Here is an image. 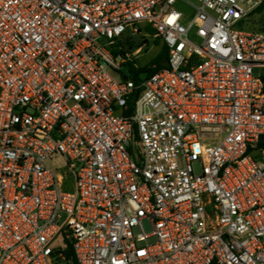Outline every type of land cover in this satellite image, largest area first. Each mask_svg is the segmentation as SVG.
<instances>
[{
  "label": "built area",
  "instance_id": "2783aa9c",
  "mask_svg": "<svg viewBox=\"0 0 264 264\" xmlns=\"http://www.w3.org/2000/svg\"><path fill=\"white\" fill-rule=\"evenodd\" d=\"M263 4L0 0V264H264Z\"/></svg>",
  "mask_w": 264,
  "mask_h": 264
},
{
  "label": "rangeland",
  "instance_id": "374dc122",
  "mask_svg": "<svg viewBox=\"0 0 264 264\" xmlns=\"http://www.w3.org/2000/svg\"><path fill=\"white\" fill-rule=\"evenodd\" d=\"M178 9L184 14L191 15L192 9L186 5L178 4ZM238 29L241 31L251 32V31H262L264 29V9L261 11H256L251 14L248 20L238 26ZM151 31V30H148ZM146 32L147 34H143L141 37L137 38L139 43L144 41H148V45L142 55L136 59V66L140 68H146L147 66H152L155 62L158 55H160L164 50V44L162 40L155 39L151 35V32ZM134 64L131 66H125L122 68V72L124 74H132L134 73ZM256 74H261L263 71L256 70ZM111 75L114 78H117V75L111 72ZM67 160L64 157L56 156L53 157L48 163L49 166L55 169L58 172H62L66 165ZM143 227L147 234L152 233V227L148 222L143 223Z\"/></svg>",
  "mask_w": 264,
  "mask_h": 264
},
{
  "label": "trees",
  "instance_id": "16d2710c",
  "mask_svg": "<svg viewBox=\"0 0 264 264\" xmlns=\"http://www.w3.org/2000/svg\"><path fill=\"white\" fill-rule=\"evenodd\" d=\"M264 9V4L257 10L258 11H261ZM262 32H264V29L262 30ZM168 60V48L166 47V45H164V50L163 52L158 55V57L156 58L155 62L153 63V65H157V67L160 69L162 68L165 63L167 62ZM143 72H147L146 69H141L139 72H134L131 76V78L136 82V83H140L141 80H142V73ZM154 70H150L148 71V74H151L153 73ZM130 105H131V108L133 107L134 105V102L131 101L130 102ZM260 147H264V139L262 140L261 144H260Z\"/></svg>",
  "mask_w": 264,
  "mask_h": 264
},
{
  "label": "water",
  "instance_id": "95a60500",
  "mask_svg": "<svg viewBox=\"0 0 264 264\" xmlns=\"http://www.w3.org/2000/svg\"><path fill=\"white\" fill-rule=\"evenodd\" d=\"M146 76H142V79H145Z\"/></svg>",
  "mask_w": 264,
  "mask_h": 264
}]
</instances>
